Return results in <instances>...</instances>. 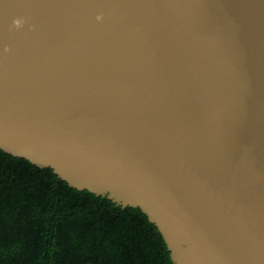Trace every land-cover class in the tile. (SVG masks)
I'll return each mask as SVG.
<instances>
[{
  "label": "water",
  "instance_id": "1",
  "mask_svg": "<svg viewBox=\"0 0 264 264\" xmlns=\"http://www.w3.org/2000/svg\"><path fill=\"white\" fill-rule=\"evenodd\" d=\"M0 149L264 264V0H0Z\"/></svg>",
  "mask_w": 264,
  "mask_h": 264
},
{
  "label": "trees",
  "instance_id": "2",
  "mask_svg": "<svg viewBox=\"0 0 264 264\" xmlns=\"http://www.w3.org/2000/svg\"><path fill=\"white\" fill-rule=\"evenodd\" d=\"M0 264H174L147 215L0 149Z\"/></svg>",
  "mask_w": 264,
  "mask_h": 264
},
{
  "label": "clouds",
  "instance_id": "3",
  "mask_svg": "<svg viewBox=\"0 0 264 264\" xmlns=\"http://www.w3.org/2000/svg\"><path fill=\"white\" fill-rule=\"evenodd\" d=\"M100 17L99 16H97V19H99Z\"/></svg>",
  "mask_w": 264,
  "mask_h": 264
}]
</instances>
